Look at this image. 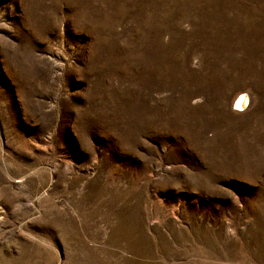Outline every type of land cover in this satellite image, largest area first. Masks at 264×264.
<instances>
[{
    "label": "rangeland",
    "instance_id": "obj_1",
    "mask_svg": "<svg viewBox=\"0 0 264 264\" xmlns=\"http://www.w3.org/2000/svg\"><path fill=\"white\" fill-rule=\"evenodd\" d=\"M0 264H264V0H0Z\"/></svg>",
    "mask_w": 264,
    "mask_h": 264
},
{
    "label": "bare ground",
    "instance_id": "obj_2",
    "mask_svg": "<svg viewBox=\"0 0 264 264\" xmlns=\"http://www.w3.org/2000/svg\"><path fill=\"white\" fill-rule=\"evenodd\" d=\"M246 97L244 94H239L235 100H234V104L237 108H239L238 110H242L244 109L245 105H246Z\"/></svg>",
    "mask_w": 264,
    "mask_h": 264
}]
</instances>
